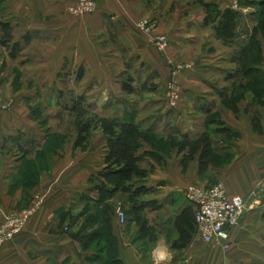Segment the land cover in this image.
Instances as JSON below:
<instances>
[{"label": "crops", "instance_id": "1", "mask_svg": "<svg viewBox=\"0 0 264 264\" xmlns=\"http://www.w3.org/2000/svg\"><path fill=\"white\" fill-rule=\"evenodd\" d=\"M74 1L0 0V100L7 105L0 111V224L35 194L44 196L26 228L3 245L0 264H153L158 246L166 248L171 264H264V93L238 89L229 76L238 67L234 58L239 46L248 42L255 23L245 14L254 10L247 5L242 10L245 0H206L221 9L237 4L235 9L243 13L235 39L227 41L218 37L216 22L204 23V6L196 0H98L96 10L81 17L69 12ZM142 16L153 22L146 33L136 28ZM249 20L253 24L247 25ZM3 23L12 28L11 41L4 40ZM157 33L170 41L163 52L149 40ZM257 38L262 61L255 67L264 70V38ZM179 59L190 63L177 75L187 105L181 103L167 114L166 86L173 75L167 63ZM80 69L84 75L78 79ZM127 77L134 78L133 93L122 89ZM148 78L157 89L139 93L136 82ZM239 93L243 96L237 99ZM81 94L103 115L121 116L136 108L142 129L154 132V140L142 145L148 153L140 166L147 175L136 179L152 188L142 199L157 203L144 208L146 216L142 213L155 229L154 240L140 234L134 219L124 226L114 221L110 235L103 228L92 188L105 164V140L97 130L88 150L74 148L73 115L62 107V100ZM225 97L236 101L238 111L223 103ZM213 113L236 135L213 129V146L223 164H211L200 173L198 154L182 164L187 152L172 147L168 136L197 137ZM255 113L261 114L259 131L251 121ZM65 117L67 124L61 122ZM196 123H201L199 132ZM161 126L171 133L162 132ZM217 181L229 194L244 198L262 182L259 200H249L229 248L194 238V208L185 196L190 184ZM120 195L130 194L118 192L112 206ZM122 204L118 206L125 208ZM185 208L193 214L177 220ZM180 227L185 238L191 235L178 247L176 243L184 241Z\"/></svg>", "mask_w": 264, "mask_h": 264}, {"label": "trees", "instance_id": "2", "mask_svg": "<svg viewBox=\"0 0 264 264\" xmlns=\"http://www.w3.org/2000/svg\"><path fill=\"white\" fill-rule=\"evenodd\" d=\"M201 3L205 9L204 23L208 24L211 21L216 22V33L218 37H221L227 41H233L238 33V23L243 13L240 10L231 7L230 5L224 9L219 8L215 2L206 0H196ZM249 7L256 8L254 11L245 14L248 18L255 21L250 32L247 43H242L239 47L234 61L237 62L238 67L229 73L231 78H234V85H239L242 89H251L257 95L264 93V70L255 67L257 63L262 61V48L261 43L258 40V35L264 38V0H245L241 3ZM4 37L6 41H11V26L8 23H3ZM18 45L14 46L17 48ZM84 75L83 69L77 72V78L81 79ZM246 78L245 83L243 79ZM241 80V83H237ZM239 80V81H238ZM133 79L127 77L123 80L122 89L127 93H133L135 87L132 83ZM183 92H181L182 94ZM243 96L239 93L237 99ZM226 106L230 107L234 111H238L236 101L234 99L225 97L222 99ZM62 107L69 110L73 115V123L76 127V136L74 139V148H79L81 151H86L90 147L91 140L95 131L99 130L102 133L105 140L106 154L104 159V166L99 171L98 176H94L93 188L96 198L94 201L101 206L97 216L103 223V228L106 229L110 235L111 227L114 221H116L115 210L110 203L111 199L118 193H129L131 198H137L140 195L149 193L152 188L144 184V179L147 175V170L141 169L140 159L147 155L148 151H143V142L151 143L155 134L152 129H142L141 125L137 122V113L134 109L125 110L122 116L117 115H103L93 111L91 106L86 104V97L81 95H72L70 98L62 100ZM208 113V112H207ZM208 115L207 117L211 116ZM205 118V126L208 127L210 122ZM212 123L216 124L215 133H221L226 135H236L235 132L218 118H212ZM251 121L254 129H260V116L255 113L251 116ZM211 123V124H212ZM179 134H170L168 136V142L172 147H176L179 151H186L182 164L194 159L198 154L199 159V171L203 173L207 171L211 164L218 165L223 160H219L221 156H217L212 134L203 131L195 138H189L183 135L181 138H176ZM174 138V140H172ZM183 138V139H182ZM143 151V152H141ZM152 155V154H151ZM155 155V154H154ZM157 203L149 200H142L141 203H132V210L135 214L133 219L139 225L140 234L147 236L151 240L155 239V229L148 224V221L141 212L146 207L154 208ZM24 208V207H23ZM125 209V208H124ZM127 213L128 221L132 218ZM96 214V213H93ZM93 214L91 213L92 217ZM192 210L185 208L181 216L177 220L185 219L188 215H191ZM101 229V228H100ZM182 229V230H181ZM182 244L175 246L181 247L185 245V240H190V235L185 238V229L180 227ZM99 230L93 232L89 236V240L97 237Z\"/></svg>", "mask_w": 264, "mask_h": 264}, {"label": "built area", "instance_id": "3", "mask_svg": "<svg viewBox=\"0 0 264 264\" xmlns=\"http://www.w3.org/2000/svg\"><path fill=\"white\" fill-rule=\"evenodd\" d=\"M98 0H75L69 7L73 16L81 17L94 12ZM234 8L237 4H232ZM146 20L141 23L144 28ZM151 44L163 42L167 45L165 38L151 39ZM158 48H161L157 46ZM176 82V79L173 80ZM180 91L176 88L169 91L171 105H176L180 100ZM7 108V105L0 101V111ZM260 181L255 190L248 198L240 195H231L222 181L212 185L190 184L185 189L186 199L193 205L195 217L194 238L201 239L206 244H220L223 248L230 247L232 230L237 226L245 215L249 200H259L258 189ZM44 204V196L35 194L31 202L24 208L8 213L0 224V252L7 242L23 231L28 221L35 215ZM116 221L124 226L128 222L127 213L122 206L115 210ZM67 229V228H66ZM168 252L165 247L158 246L153 254V264H171L168 262Z\"/></svg>", "mask_w": 264, "mask_h": 264}, {"label": "rangeland", "instance_id": "4", "mask_svg": "<svg viewBox=\"0 0 264 264\" xmlns=\"http://www.w3.org/2000/svg\"><path fill=\"white\" fill-rule=\"evenodd\" d=\"M97 5H98V1H97ZM96 8H97V6H96ZM236 8H238V5H237V7ZM246 8V6H243L242 7V10L243 9H245ZM250 9H252V10H255L256 8H254V7H251ZM96 10V9H95ZM94 10V11H95ZM70 12V11H69ZM87 15V14H86ZM84 16V15H83ZM144 20H146V25H145V27L144 28H142L141 27V23L144 21ZM254 21V20H253ZM246 24L247 25H251V24H253V22L251 21V20H249V21H246ZM136 28L138 29V32H140V33H146V32H148V31H150V29L152 30V28H153V22L148 18V17H144V16H142V17H140V18H138L137 19V21H136ZM159 37H163V38H165V41H166V43H167V45H164V43L163 42H157L156 43V45L157 46H159V47H161V48H158L157 46H155V45H153L152 44V46H153V48L154 49H156L157 51H159V52H163V51H165V50H167L168 49V47H169V45H170V41H169V39H168V37L166 36V34H164V33H157V34H155V35H153L151 38H149V40H151V39H157V38H159ZM167 65L171 68V72H172V80H170L169 81V84H167V86H166V99H165V103H166V105H164V108H166L167 110H165V112L167 113V114H171V113H173L175 110H177V109H179V105L181 104V103H183L182 104V106L183 107H185L186 105H187V102H186V96H185V91L181 94V91H180V88L182 87L181 85H180V82H179V80H178V77H177V75H179V72L180 71H183V70H185V69H187V68H190V63H188V62H184L183 60H176L175 62H168L167 63ZM193 67H194V65H193ZM192 67V68H193ZM70 71V69H68L67 70V72H69ZM125 79V78H124ZM133 79V81H132V83H133V85H134V78H132ZM176 79V82L177 83H175V82H173V80H175ZM136 86H137V90H139V93L144 89V88H149V89H152V90H156L157 88H155V83H154V81H153V79H151V78H148V81H145V82H143V81H137L136 82ZM174 88H176L177 90H179L180 91V100H179V102L176 104V105H171V103H170V100H169V91L171 90V89H174ZM183 88V87H182ZM184 89V88H183ZM182 90V89H181ZM135 91H136V87H135ZM183 95V96H182ZM150 98V97H149ZM149 98H147V99H149ZM1 101V100H0ZM137 101H138V98H137ZM2 102V101H1ZM2 103H4V102H2ZM5 104V103H4ZM150 105H152V103H149ZM149 105V106H150ZM211 105V103L208 105V106H210ZM136 110V113H138V111L139 110H137L136 108L134 109V111ZM259 116L261 115V114H258ZM122 116V115H121ZM158 116V115H157ZM157 116H155V117H157ZM167 116H170V115H167ZM182 117H183V119H185V116L182 114L181 115ZM261 117V116H260ZM66 118V117H65ZM206 118H208V117H206ZM212 118H220V115L219 114H215V113H213L211 116H209V118H208V120L207 121H209L210 122V125H208V127H206L205 128V130L204 131H207V132H209V133H213V129L215 128V126H216V124H214V123H212ZM67 118L64 120V121H61V122H63V123H65V124H67L68 122H67ZM174 121V116H173V118H172V122H170V124L171 123H174L173 122ZM157 122V121H156ZM212 123V124H211ZM64 124V125H65ZM197 125H196V128H195V132H199L200 131V128H198L199 126H200V124L201 123H196ZM161 128H163L162 130V132H164V133H171V132H169V130H167L166 128H164V127H162L161 126ZM185 129L187 128V127H184ZM198 128V129H197ZM203 129V128H202ZM201 129V130H202ZM212 136H213V134H212ZM182 136H177L176 138H181ZM214 137H216L217 138V136L216 135H214ZM212 139H213V137H211ZM183 139V138H182ZM172 140H174V138L172 139ZM224 140V139H223ZM223 145V144H222ZM223 164V163H222ZM262 181V180H261ZM218 182V181H217ZM216 182V183H217ZM214 184V183H213ZM212 185V184H211ZM145 195V194H144ZM144 195L142 196V195H140V196H138L137 198H131V196H128L127 198H124V195L122 196V195H120V197H118V199H117V201H116V203L114 202V204H113V206L114 207H118V203H119V205L122 203V201L124 202V204H122L127 210H128V212H129V217L130 218H132L133 219V217L135 216V214H134V212H133V210H132V207H131V205H132V203L134 202V203H141V201L142 200H144V199H142L143 197H144ZM124 199H126V200H124ZM119 200H120V202H119ZM127 203V204H126ZM144 212V214H145V209L141 212V215H142V213ZM143 216V215H142ZM145 216H146V214H145ZM106 233H107V231H106Z\"/></svg>", "mask_w": 264, "mask_h": 264}]
</instances>
